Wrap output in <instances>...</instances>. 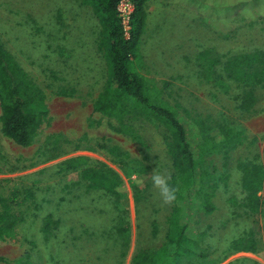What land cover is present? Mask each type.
<instances>
[{
  "label": "rangeland",
  "instance_id": "rangeland-1",
  "mask_svg": "<svg viewBox=\"0 0 264 264\" xmlns=\"http://www.w3.org/2000/svg\"><path fill=\"white\" fill-rule=\"evenodd\" d=\"M248 12L246 4L223 35L197 11L159 0H149L145 6L138 68L149 91H158L165 103L187 118L242 133L237 146L204 158L203 167L211 173L215 187L214 210L194 216L200 243L179 264H264V194L258 192L263 194L259 209L246 212L239 187L244 164L258 163L264 173V76L258 81L250 76L228 79L224 81L228 87L221 89L210 83L195 61L207 49L222 62L254 50L264 52V17L251 18ZM0 40L41 90L43 100L35 108L46 111L41 129L28 146H19L0 132L4 162L0 191L6 194L23 178L48 188L50 199L60 197L59 185L77 179L71 173L66 180L69 173L59 172L60 162L83 157L119 175L129 227L120 256L116 234L103 231L108 225L100 228L101 218L112 217L113 198L99 192L77 198L75 187L62 206L54 208L55 200H50L36 215L31 216L30 210L31 215L17 226L19 241L0 240V256L27 258L32 264H130L136 250L160 247L169 206L162 205L150 177L154 170L172 172L164 131L141 112L129 115L119 126L114 118L92 111L94 98L110 83V71L100 48L103 36L85 0H0ZM222 66L215 71L222 74ZM249 88L254 101L241 109L238 95ZM49 147L55 152L50 158ZM48 211L60 220L52 231L56 239L45 242L38 227ZM237 239L244 249H233Z\"/></svg>",
  "mask_w": 264,
  "mask_h": 264
},
{
  "label": "trees",
  "instance_id": "trees-1",
  "mask_svg": "<svg viewBox=\"0 0 264 264\" xmlns=\"http://www.w3.org/2000/svg\"><path fill=\"white\" fill-rule=\"evenodd\" d=\"M119 0H85L96 18L103 36L101 50L110 71V83L94 98L92 111L107 118H114L119 126L134 113L141 112L155 121L164 131L167 155L170 159L172 183L179 188L178 199L169 206L166 218L164 243L157 249H138L132 255L130 264H179L185 256H191L200 240L195 230L194 216L207 215L214 210L212 197L214 182L210 183L211 173L203 167L205 156L217 151H227L240 144V130L216 124L210 126L203 121L187 118L165 103L158 91H149L143 74L139 71L140 39L145 24V6L149 0H128L132 10L128 18L126 34L117 16L116 5ZM175 3L197 11L211 28L223 35L230 29L231 19L240 14L247 4L251 18L264 17V0H159ZM219 23L225 24L223 29ZM198 66L213 86L226 89L228 79L244 80L250 76L259 80L264 76V52L254 50L226 58L224 62L209 49L195 57ZM223 63V73L216 67ZM238 107L248 109L254 101L252 90L243 89L238 95ZM43 100L39 87L30 79L14 57L5 49L0 40V132L15 144L28 146L38 134L46 116L44 109L35 107ZM46 145L50 143L48 138ZM47 157H53L52 147L47 148ZM82 163V164H81ZM4 167L0 156V170ZM69 174L66 180L76 173L77 179L62 183L60 197H48V188H39L34 181L18 179L17 185L4 194L0 191V240L18 242L17 226L29 215L33 216L44 203L54 201V208L62 206L65 195L77 189L76 197L83 198L90 193L109 195L114 200L111 218H101L100 228L108 225L106 234H116L114 243L120 242L122 252L127 244L128 223L125 209V193L119 175L102 163L87 162L83 157L68 158L60 162L59 172ZM68 182V181H67ZM76 187V188H75ZM243 194V207L246 212H256L261 206L264 194V173L261 165L249 162L243 165L239 180ZM1 188V181H0ZM42 196H36L37 190ZM263 191L262 195L258 192ZM92 205H96L94 200ZM29 206H26L27 204ZM31 205V206H30ZM31 210V214L29 211ZM100 214V213H99ZM111 215V213H110ZM60 217L46 212L40 220L38 233L42 241L56 239L52 232ZM151 225H154L151 222ZM156 229L153 227V232ZM109 235V236H110ZM241 239L232 242L233 249L245 247ZM34 245V241L28 240ZM204 257L205 255H199ZM3 264H32L27 258L8 260L0 256Z\"/></svg>",
  "mask_w": 264,
  "mask_h": 264
},
{
  "label": "clouds",
  "instance_id": "clouds-1",
  "mask_svg": "<svg viewBox=\"0 0 264 264\" xmlns=\"http://www.w3.org/2000/svg\"><path fill=\"white\" fill-rule=\"evenodd\" d=\"M152 187L158 193L162 205L172 206L178 199L179 188L172 183V175L168 171H156L151 174ZM142 182V178L138 183Z\"/></svg>",
  "mask_w": 264,
  "mask_h": 264
},
{
  "label": "built area",
  "instance_id": "built-area-1",
  "mask_svg": "<svg viewBox=\"0 0 264 264\" xmlns=\"http://www.w3.org/2000/svg\"><path fill=\"white\" fill-rule=\"evenodd\" d=\"M132 10V5L128 0H119L116 5L117 16L120 19L124 33L126 34L128 29V18Z\"/></svg>",
  "mask_w": 264,
  "mask_h": 264
}]
</instances>
